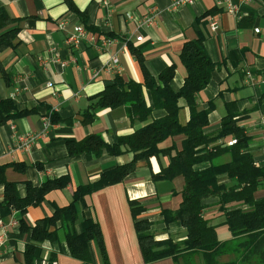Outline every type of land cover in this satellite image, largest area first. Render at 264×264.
Listing matches in <instances>:
<instances>
[{
    "label": "crops",
    "instance_id": "obj_1",
    "mask_svg": "<svg viewBox=\"0 0 264 264\" xmlns=\"http://www.w3.org/2000/svg\"><path fill=\"white\" fill-rule=\"evenodd\" d=\"M173 1L0 0V11L15 19L6 28H18L13 45L0 53V101L11 99L23 111L0 126L4 179L16 183L18 194L24 196L27 182L39 186L68 178L66 186L49 190L42 201L30 205L23 214L14 209L8 214L0 211V264H25V248L31 241L28 229L50 217L55 209L70 205L78 186L95 181L101 172L125 164L133 156L128 152L111 156L105 150L99 156L69 155L67 140L78 142L88 135H99L113 144L120 136L164 115L163 110H153L151 117L141 122L131 120L126 108L119 106L97 109L93 119L85 123L83 114L91 98L116 76L143 84L145 72L157 77L172 64L175 73L170 87L178 91L186 75L179 59L182 46L199 32L204 35V50L215 65L208 85L196 96L198 110H208L203 132L216 134L228 112H239L238 124L249 137L248 152L255 165L264 169V0H193L175 9L171 8ZM231 7L236 8L235 13ZM148 17L152 22L145 21ZM210 18L218 22L215 31L209 27ZM76 27L84 31L77 41L71 40ZM139 36L141 40L136 39ZM107 38L113 39L112 45H105ZM112 55L117 56L118 64L109 69ZM144 96L150 105L146 90ZM178 105V121L186 125L190 117L186 101L180 98ZM45 117L50 119L47 126L43 124ZM22 135L34 137L29 150L18 148L17 137ZM184 138H168L159 148L173 146L179 150ZM231 139L235 138L219 139L212 145L229 146ZM229 160V154L224 153L216 163ZM14 163L24 169L19 171ZM168 163L166 155L138 160L122 182L86 195V208L77 206L74 230L81 232L83 218L99 224L106 264H176L168 257L143 262L129 207V201H138L145 208L140 217L153 222L156 240L185 238L178 222L166 227L161 223V210L176 209L184 187L181 175L171 180L152 178ZM208 165L203 162L195 167L204 169ZM221 183L233 181L222 175ZM254 196L264 198V178ZM3 198L4 186L0 183V201ZM217 201L216 197L206 200L203 215L216 225L217 236L224 241L231 235L222 224ZM65 233L60 228L55 240L36 242L32 264H84L70 254ZM88 250L92 264H104L96 239L88 243Z\"/></svg>",
    "mask_w": 264,
    "mask_h": 264
},
{
    "label": "trees",
    "instance_id": "obj_2",
    "mask_svg": "<svg viewBox=\"0 0 264 264\" xmlns=\"http://www.w3.org/2000/svg\"><path fill=\"white\" fill-rule=\"evenodd\" d=\"M15 19L0 11V53L13 45L18 28L10 27ZM6 28V29H5ZM204 35L200 32L194 40L184 42L179 55L186 75L183 85L178 91L170 87L175 73L172 64L162 70L157 77L145 72L144 83L125 82L120 77L91 98V103L83 114V122H90L97 109L124 106L128 117L144 122L153 110H163L164 115L153 118L149 123L133 133L120 136L116 143L108 144L99 135H88L81 141L67 140L69 155L93 154L99 156L103 150L116 156L125 152L132 153V159L122 165L101 172L99 177L86 185L78 186L73 192L72 203L64 208L55 209L47 218L41 219L28 229L31 241L25 248V264H32L36 250V242L55 240L57 229L65 230V239L72 256L92 264L88 243L98 241L104 264L107 255L103 246L99 224L91 218H83L81 232L74 230L77 221V206L86 208L84 197L105 186L122 182L135 169L138 160H149L151 157L166 155L169 163L159 172L152 175L154 180H171L176 176L184 178L181 201L176 209H163L160 212L161 223L168 226L178 222L185 230V238L174 241L168 236L156 240L149 228L153 222L141 218L145 208L138 201H129L142 259L150 263L162 258H171L176 264H264V198L255 199V192L264 178V169L257 166L247 144L249 137L244 135L238 124L239 112H228L221 120V127L214 135L204 134L208 124V110H198L196 96L209 83L214 63L206 54L203 46ZM144 90L151 99L148 105ZM183 98L188 106L190 117L186 125L178 121V100ZM23 111L16 108L11 99L0 101V126L20 116ZM52 115V121L55 120ZM176 135H184L181 148L171 146L159 148V144ZM233 137L236 143L221 147L212 145L219 139ZM209 147V148H208ZM174 154L172 152L174 151ZM227 153L230 160L216 163V159ZM203 162L209 165L204 169L195 166ZM19 171L24 169L14 163ZM4 165H0V183L4 186V198L0 201V211L8 214L11 209L24 213L32 204H36L45 194L56 188H63L68 183L67 177L47 181L39 186L27 182L26 193L20 196L16 183L4 179ZM233 183H221V176ZM218 198L217 206L222 224L228 228L230 239L219 240L216 225L203 215L207 207L206 200ZM245 206V208H242ZM23 228V224L20 226ZM54 227L55 229H51ZM223 256H231L221 261ZM198 258V261L195 260Z\"/></svg>",
    "mask_w": 264,
    "mask_h": 264
},
{
    "label": "built area",
    "instance_id": "obj_3",
    "mask_svg": "<svg viewBox=\"0 0 264 264\" xmlns=\"http://www.w3.org/2000/svg\"><path fill=\"white\" fill-rule=\"evenodd\" d=\"M193 0H174L171 4V8H177L181 5H184L186 3H191ZM232 11L235 13L236 12V8L235 7H231ZM147 23L152 22V17H148L145 20ZM209 27L211 30L215 31L218 28V22L214 19V18H210L209 19ZM255 32H259V29H254ZM84 35V31L81 27H76L75 28V33L73 35H71V40H75L77 41L79 38H81ZM137 40H141L142 37H137ZM105 45L106 46H110L113 43V39L112 38H107L105 40ZM118 64V58L116 55H112L110 58V61L108 63V68L112 69V67H116ZM48 86H51L52 83H47ZM49 121L50 119L48 117H45L43 119V124L44 126L49 125ZM17 141H18V148L22 149V150H29L30 147L32 146L33 142H34V137L33 136H18L17 137ZM236 143V139H231L227 142L228 145H233Z\"/></svg>",
    "mask_w": 264,
    "mask_h": 264
},
{
    "label": "rangeland",
    "instance_id": "obj_4",
    "mask_svg": "<svg viewBox=\"0 0 264 264\" xmlns=\"http://www.w3.org/2000/svg\"><path fill=\"white\" fill-rule=\"evenodd\" d=\"M150 232L154 234V238H155V228H154V224L152 223V225L149 228ZM231 256H223L220 258V260L223 261H227ZM196 261H198V258H195Z\"/></svg>",
    "mask_w": 264,
    "mask_h": 264
}]
</instances>
